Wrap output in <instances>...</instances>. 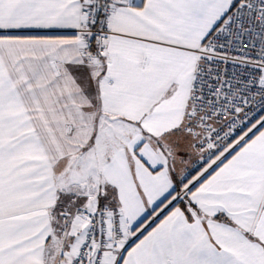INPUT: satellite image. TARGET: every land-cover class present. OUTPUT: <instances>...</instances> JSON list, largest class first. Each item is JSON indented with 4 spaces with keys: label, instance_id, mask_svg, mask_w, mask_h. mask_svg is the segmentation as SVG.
I'll return each mask as SVG.
<instances>
[{
    "label": "snow or ice",
    "instance_id": "6c2138e0",
    "mask_svg": "<svg viewBox=\"0 0 264 264\" xmlns=\"http://www.w3.org/2000/svg\"><path fill=\"white\" fill-rule=\"evenodd\" d=\"M0 264H264V0H0Z\"/></svg>",
    "mask_w": 264,
    "mask_h": 264
},
{
    "label": "crops",
    "instance_id": "0c3cea01",
    "mask_svg": "<svg viewBox=\"0 0 264 264\" xmlns=\"http://www.w3.org/2000/svg\"><path fill=\"white\" fill-rule=\"evenodd\" d=\"M46 34L50 36H57V35H62L63 33L59 32L58 30H50L47 31Z\"/></svg>",
    "mask_w": 264,
    "mask_h": 264
},
{
    "label": "built area",
    "instance_id": "2783aa9c",
    "mask_svg": "<svg viewBox=\"0 0 264 264\" xmlns=\"http://www.w3.org/2000/svg\"><path fill=\"white\" fill-rule=\"evenodd\" d=\"M237 55H239V53H237ZM193 167H195V165H193Z\"/></svg>",
    "mask_w": 264,
    "mask_h": 264
}]
</instances>
